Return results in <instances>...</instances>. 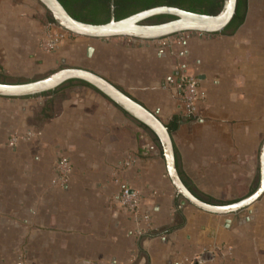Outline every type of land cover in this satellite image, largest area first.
<instances>
[{"label": "crops", "instance_id": "1", "mask_svg": "<svg viewBox=\"0 0 264 264\" xmlns=\"http://www.w3.org/2000/svg\"><path fill=\"white\" fill-rule=\"evenodd\" d=\"M248 15L235 31L178 34L166 47L103 40V64L125 88L103 77L166 125L179 119L177 169L205 201L240 200L259 179L264 30ZM182 78L196 83L193 112ZM124 188L139 196L135 214ZM249 210L183 204L155 136L86 83L0 97V264H264V196Z\"/></svg>", "mask_w": 264, "mask_h": 264}, {"label": "water", "instance_id": "2", "mask_svg": "<svg viewBox=\"0 0 264 264\" xmlns=\"http://www.w3.org/2000/svg\"><path fill=\"white\" fill-rule=\"evenodd\" d=\"M47 11L53 24L72 35L90 39L129 38L133 41H155L184 32L217 35L222 33L233 19L237 0H222L216 14H202L173 6H156L145 9L125 18L114 17L113 0L110 1V19L106 23L92 24L73 18L58 0H37ZM167 15L173 19L161 23H148L155 16ZM92 51L88 48V54ZM62 63L64 61L62 60ZM70 81L86 83L112 103L122 109L129 117L149 130L157 139L164 159L167 176L181 197L183 204H189L201 211L215 215L237 214L258 203L264 196V138L258 150L259 179L254 190L246 197L224 204L207 202L195 196L182 181L175 160L171 134L167 125L156 113L149 111L121 89L92 70L81 67L63 66L36 80L11 83L0 81V97H34L54 92ZM203 258L210 257L204 253Z\"/></svg>", "mask_w": 264, "mask_h": 264}, {"label": "rangeland", "instance_id": "3", "mask_svg": "<svg viewBox=\"0 0 264 264\" xmlns=\"http://www.w3.org/2000/svg\"><path fill=\"white\" fill-rule=\"evenodd\" d=\"M247 10L248 16H252L256 26L264 30V0H248ZM47 14L37 0H0V77L2 79L11 83L26 82L46 76L63 66H70L92 70L125 88L124 83L117 80L114 69L103 64V39L91 40L72 35L52 48L48 40L51 29ZM186 33L190 32H184ZM170 40L179 39L173 37ZM130 41L129 38H119L121 44L130 45ZM88 48H92V53L88 54ZM61 59L65 62L62 63ZM45 99L36 97L32 102L36 104L37 100L45 101ZM139 125L144 127L140 123Z\"/></svg>", "mask_w": 264, "mask_h": 264}, {"label": "trees", "instance_id": "4", "mask_svg": "<svg viewBox=\"0 0 264 264\" xmlns=\"http://www.w3.org/2000/svg\"><path fill=\"white\" fill-rule=\"evenodd\" d=\"M65 10L75 19L92 23L100 24L106 23L110 19L109 1L110 0H58ZM89 2V3H86ZM82 4L81 7L77 3ZM248 0H237L236 12L227 26L222 32L231 30L235 31L244 21L247 11ZM78 6V9H76ZM88 6H92V9H88ZM114 17L116 20L125 18L136 12L149 9L156 6H173L187 11L197 12L202 14H216L221 6L222 0H114ZM47 20L49 23H53L50 16L47 14ZM173 19L171 16L162 15L155 16L149 19L148 23H161ZM133 41L132 39H130ZM81 84H85L80 82ZM51 93V92H50ZM50 93H44L40 96H44ZM179 119L174 117L173 126L167 125L169 132L173 131L174 125L177 124ZM207 202H214L219 204L229 203L233 201H214L206 200Z\"/></svg>", "mask_w": 264, "mask_h": 264}, {"label": "built area", "instance_id": "5", "mask_svg": "<svg viewBox=\"0 0 264 264\" xmlns=\"http://www.w3.org/2000/svg\"><path fill=\"white\" fill-rule=\"evenodd\" d=\"M49 27L51 29V34L48 36V40L52 48L56 46L60 41L64 40L65 38H70V36H72V34L61 29L60 27L56 26L53 23H50ZM173 37L174 36H170V37L162 38V39L155 40V41L159 42L160 46L166 47L170 44V39ZM180 85L186 87L185 91L182 94L183 95L182 98L184 102H186L187 105H189L190 112L195 111V108H194L195 96L193 94L196 88L195 80L193 78H182L180 79ZM28 134L29 136L31 135L30 132H28ZM15 141H16V136H12L10 137L8 143L12 146L15 144ZM67 165H68L67 160L65 158H62L58 163L59 171H62L64 173L67 169ZM120 197H121L120 202L127 209V211L129 213L135 214L139 206V196L137 195V193L127 188H124L121 192ZM186 264H198V260L196 259L191 260V261H188Z\"/></svg>", "mask_w": 264, "mask_h": 264}, {"label": "flooded vegetation", "instance_id": "6", "mask_svg": "<svg viewBox=\"0 0 264 264\" xmlns=\"http://www.w3.org/2000/svg\"><path fill=\"white\" fill-rule=\"evenodd\" d=\"M110 1H111V0H110ZM110 1H109V10H110ZM86 3H89V2L86 1ZM113 4H114V0H113ZM77 5H78L79 7H81L82 4H80V2H79V3H77ZM78 6H76V7H77L76 9H78ZM92 8H93L92 6H88V9H92ZM114 9H115V6H114ZM0 80H2L1 77H0Z\"/></svg>", "mask_w": 264, "mask_h": 264}]
</instances>
